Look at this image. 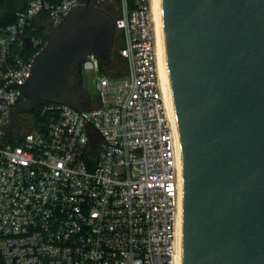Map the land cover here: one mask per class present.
Segmentation results:
<instances>
[{
	"label": "built area",
	"instance_id": "built-area-1",
	"mask_svg": "<svg viewBox=\"0 0 264 264\" xmlns=\"http://www.w3.org/2000/svg\"><path fill=\"white\" fill-rule=\"evenodd\" d=\"M80 3L28 0L14 23L0 27V264H175L179 155L158 76L151 0H120L113 23L123 76L103 73L93 56L81 65L93 75V109L83 107L89 99L80 112L36 104V124L16 114V87ZM26 121L32 129L25 133Z\"/></svg>",
	"mask_w": 264,
	"mask_h": 264
},
{
	"label": "water",
	"instance_id": "water-1",
	"mask_svg": "<svg viewBox=\"0 0 264 264\" xmlns=\"http://www.w3.org/2000/svg\"><path fill=\"white\" fill-rule=\"evenodd\" d=\"M80 4L16 87L27 114L52 103L80 112L76 67L91 56L110 63L113 20L89 0ZM161 15L181 264H264V0H161Z\"/></svg>",
	"mask_w": 264,
	"mask_h": 264
},
{
	"label": "bare ground",
	"instance_id": "bare-ground-1",
	"mask_svg": "<svg viewBox=\"0 0 264 264\" xmlns=\"http://www.w3.org/2000/svg\"><path fill=\"white\" fill-rule=\"evenodd\" d=\"M151 16L154 25L155 32V40H156V59H157V67H158V76L161 82L162 92L164 103L167 111V116L172 124L175 135L176 129L174 125L171 101H170V91H169V80L167 74L166 67V56H165V44H164V36H163V26H162V15H161V0H151ZM178 144V139H177ZM180 177V175H179ZM179 214H180V224L178 230V249L177 255L175 258V264H181V208L179 201Z\"/></svg>",
	"mask_w": 264,
	"mask_h": 264
},
{
	"label": "rangeland",
	"instance_id": "rangeland-1",
	"mask_svg": "<svg viewBox=\"0 0 264 264\" xmlns=\"http://www.w3.org/2000/svg\"><path fill=\"white\" fill-rule=\"evenodd\" d=\"M14 4H18L19 0H13ZM22 1V0H21ZM20 1V2H21ZM102 9H104L108 16L116 19L121 12V3L120 0H105ZM119 42V43H118ZM121 44L120 41V35L116 33L115 39L111 46V53H110V62L111 66L109 68H105L106 72L109 73V76H117V73L119 72V60L116 56L117 49L119 48L118 45ZM81 88H77L75 85V91L79 95V99L81 102L86 101V99L90 100V105H83L85 109H93L94 108V102H95V90H94V83H93V75L91 72L85 71L82 74L81 77ZM32 129V125L30 122L26 121L24 132H29Z\"/></svg>",
	"mask_w": 264,
	"mask_h": 264
},
{
	"label": "trees",
	"instance_id": "trees-1",
	"mask_svg": "<svg viewBox=\"0 0 264 264\" xmlns=\"http://www.w3.org/2000/svg\"><path fill=\"white\" fill-rule=\"evenodd\" d=\"M21 0L18 1V4H14L13 0H0V27H5L6 25L12 24L15 21V15L17 12H21L23 10H25L26 8V4L28 0ZM47 2H53L54 0H45ZM119 1V0H118ZM104 13L107 14V12L104 9H101ZM108 15V14H107ZM112 20H114L113 18H111ZM30 33H35L36 35H40V32L36 31V30H30ZM116 36V34H115ZM115 39V38H114ZM119 43V42H118ZM120 47V45H118ZM119 60V72L117 73V76H113V77H120L124 75L125 72V64L120 60ZM111 66V62L109 63L108 66L105 65H101L100 69L103 73L109 74L106 72L105 68H109ZM74 77H75V83L77 88H81V77H82V67L78 66L75 69L74 72ZM37 111H38V106H34L33 110L29 113V117L33 120V122L36 124L37 123ZM98 141L97 137L95 136L92 139V143L96 144V142Z\"/></svg>",
	"mask_w": 264,
	"mask_h": 264
},
{
	"label": "flooded vegetation",
	"instance_id": "flooded-vegetation-1",
	"mask_svg": "<svg viewBox=\"0 0 264 264\" xmlns=\"http://www.w3.org/2000/svg\"><path fill=\"white\" fill-rule=\"evenodd\" d=\"M19 117L22 118H26L28 117L29 114H27L25 111H23L22 109H20L17 113H16Z\"/></svg>",
	"mask_w": 264,
	"mask_h": 264
}]
</instances>
